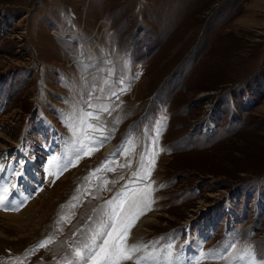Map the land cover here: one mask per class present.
<instances>
[{"label": "rangeland", "instance_id": "1", "mask_svg": "<svg viewBox=\"0 0 264 264\" xmlns=\"http://www.w3.org/2000/svg\"><path fill=\"white\" fill-rule=\"evenodd\" d=\"M0 182V264L264 260V0H0Z\"/></svg>", "mask_w": 264, "mask_h": 264}, {"label": "snow or ice", "instance_id": "2", "mask_svg": "<svg viewBox=\"0 0 264 264\" xmlns=\"http://www.w3.org/2000/svg\"><path fill=\"white\" fill-rule=\"evenodd\" d=\"M88 115L91 116V113ZM141 169L143 170V165ZM151 171L152 167H149L147 169V174L140 176L138 173L137 178L146 180ZM4 191L6 192L7 189L5 188ZM122 198H125V194H118V197L109 202V205H116L118 201L122 202ZM150 203L151 201L147 200V205H150ZM141 214L142 210L139 204L131 206L123 215L120 214L118 207H114L110 216L113 224L107 233H101L104 239L101 240L100 244H97L96 238L93 237L91 243L83 245L82 248L73 250L76 264H80V261H83V264H88L89 261H91L92 264H122L123 261L131 259L140 249L135 246L126 248V239L129 229ZM48 243L49 241L46 240L42 242L41 245H38V247H44ZM213 256V253L202 252L200 254V259L195 261L194 264H203L204 260L212 259ZM220 258L222 259L223 257ZM136 264H173V261L170 254L165 261H160L150 256H144L137 259ZM189 264H193V262H189ZM230 264H264V260L257 259L253 250L251 248H246L241 255L230 261Z\"/></svg>", "mask_w": 264, "mask_h": 264}, {"label": "bare ground", "instance_id": "3", "mask_svg": "<svg viewBox=\"0 0 264 264\" xmlns=\"http://www.w3.org/2000/svg\"><path fill=\"white\" fill-rule=\"evenodd\" d=\"M29 145H27V147H28ZM29 148V147H28ZM114 148L115 147H113L112 145H109L107 148H106V156L108 155V154H111V152H113V150H114ZM27 149V148H26ZM26 149H24L22 152H21V156L23 157V164L24 165H27V166H29V167H27V170H31V172H33V170L35 171V169H36V167H35V165H34V163L33 162H35V160L32 158L31 160H26L25 161V156H27L28 158L30 157L29 155V153H28V150H26ZM32 162V163H31ZM29 168V169H28ZM29 173V172H28ZM34 177H35V174L33 175V178L32 179H34ZM36 177L38 178V174L36 175ZM35 177V178H36ZM32 179H29V180H32ZM27 183H28V181H27ZM2 186V183L0 182V187ZM3 187V186H2ZM1 187V192L2 191H4V189L6 188L5 186H4V188H2ZM7 193V192H6ZM3 195V194H2ZM8 195V194H7ZM2 197H0V206L1 207H3L2 208V210H4V209H7V208H12V207H15L16 206V204L14 205V203H12V204H10V205H4L3 204V199H1ZM7 203H9L8 201L6 202V204ZM16 203H18L17 201H16ZM19 204V203H18ZM0 214L1 215H3V216H5L6 218H8V220L9 219H11V221L13 220L15 223H18V224H20L22 221H25V223H26V225L27 224H30L31 223V219H33V217H34V214H33V209H28L27 211H22L21 213H18V214H16V213H13V212H5V210L4 211H2V212H0ZM17 224V225H18ZM146 255V254H145ZM154 255V254H153ZM152 254L150 255V254H147L146 256H150V257H154ZM155 258V257H154ZM193 258V257H192ZM157 259V258H156Z\"/></svg>", "mask_w": 264, "mask_h": 264}]
</instances>
